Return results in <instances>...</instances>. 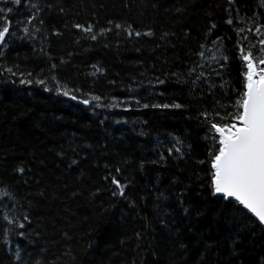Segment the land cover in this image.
Wrapping results in <instances>:
<instances>
[{"label": "trees", "instance_id": "obj_1", "mask_svg": "<svg viewBox=\"0 0 264 264\" xmlns=\"http://www.w3.org/2000/svg\"><path fill=\"white\" fill-rule=\"evenodd\" d=\"M32 2L43 7V23L33 21L32 36L23 39V25L16 26L0 57V185L16 193L15 201L3 203L10 217L29 213L32 234L9 235L11 246L5 245L3 228L10 226L0 213V264H34L37 257L45 264H228L235 259L224 240L222 209L207 196L211 141L200 113H223V106L235 103L245 70L236 43L248 47L225 20L231 15L237 29L254 31L264 24L261 0H236L231 6L227 0ZM27 14L22 5L12 16ZM213 23L217 27L209 33ZM76 24L91 25L92 33ZM209 49L228 57L220 61L222 69L198 55L203 51L207 58ZM193 67L205 72V82L193 84ZM65 90L77 100L60 94ZM93 96L101 98L100 107ZM144 103L183 107L145 109ZM174 137L182 141V159L167 156ZM162 151L166 160L152 163ZM73 159L77 164L71 165ZM20 165L26 168L23 177L15 171ZM116 167L122 169L118 179L128 185L126 198L111 194L109 172L117 175ZM161 193L167 200L158 199ZM158 205L170 206L171 234L161 226ZM178 239L188 245L184 255L177 250ZM250 239L255 244L249 249L260 253L261 240ZM208 244L214 247L206 252Z\"/></svg>", "mask_w": 264, "mask_h": 264}, {"label": "snow or ice", "instance_id": "obj_2", "mask_svg": "<svg viewBox=\"0 0 264 264\" xmlns=\"http://www.w3.org/2000/svg\"><path fill=\"white\" fill-rule=\"evenodd\" d=\"M227 3L231 6L236 3V0H227ZM262 6H264V0H261ZM0 4L4 5L0 7V57L4 55V49L8 46L7 37H11L16 34V26L23 25L19 28V31L24 33L21 39L31 37L32 33L29 31L28 25H32L33 21L43 23L39 17V13L43 11V7L39 3H34L32 0H0ZM9 4L12 7L8 6ZM27 10L28 14L24 17L16 16L13 18L12 14L14 10L18 11L20 7ZM50 7V5H49ZM34 10V11H33ZM63 11V9H61ZM238 14V9H236ZM255 21V17H252ZM230 26H233V31L242 41L247 42L248 50H245V46L237 41L236 47L239 52V57L243 62L244 71L241 72L243 77V88L238 90L237 99L235 103L228 106H223L224 111L221 113L219 110L214 113H209L207 110H203L200 116L203 117V122L208 124L207 139L211 141L210 150L208 152L210 163V170L208 175L210 179L206 183L208 189L207 196L215 198L212 200L213 204L218 205L222 209V216L224 217V240L230 244V257L235 259H229L228 264H264V247L260 253L251 251L248 245L255 244L254 240L250 238H259L264 245V24L258 25L253 28H239L234 26V17L231 15L225 20ZM79 30L86 33H92V26L87 27L76 24L74 25ZM117 28L120 25H116ZM217 25L213 23L209 29L211 33L212 29H215ZM35 31H39L36 28ZM249 33L253 39H249V35H243V33ZM58 34V33H57ZM129 31V35H131ZM137 36L141 33L136 32ZM145 35H152V33H145ZM97 37L95 34L91 35V39L95 40ZM255 40V42H253ZM213 44H217L218 41L213 40ZM205 45H201V48H205ZM252 49H257L259 56L254 55ZM209 52H212L209 49ZM205 63L209 60L220 63L228 61V57L220 53L212 52L210 56L206 58L205 52L198 53ZM224 64L220 63L221 69ZM55 65H53V68ZM95 67V65L93 66ZM199 68L203 69L205 64H199ZM7 72L15 75L11 68L6 69ZM99 71V69H97ZM213 71H216L213 69ZM196 73V68L190 69L189 75ZM217 75H220L219 71H216ZM31 75V73H29ZM207 77L204 71H200L195 74L193 84L197 81L205 82ZM21 83H31L30 81L21 80ZM39 84H43V80L37 81ZM160 84L164 83V80H159ZM223 87V85H220ZM212 85L209 84V88ZM45 90H49L45 88ZM64 96H69L72 100H77L75 95H70L67 90L60 93ZM162 95V93H161ZM137 105L140 104L139 99H135ZM92 100L96 101V107H100L99 96H93ZM79 103L88 105L90 101L88 99H81ZM122 104L130 103V101H122ZM116 105H110L115 107ZM160 109H181L183 107L180 103H156L149 105L144 103L145 109L149 108ZM231 109H234L231 110ZM128 111L127 107L124 109ZM107 119V117H105ZM119 123V121H117ZM103 123V121H101ZM175 143L167 148V156H173V153L179 154L176 158L182 159L184 156L182 141L179 138L174 137ZM75 151V149H73ZM166 160V155L162 151L159 153V161L153 160L152 163H159ZM200 164H204L205 161H199ZM77 164V160L73 159L71 165ZM69 165V166H71ZM105 167H108L105 165ZM143 168V164H141ZM15 171L23 177L26 168L24 165L16 167ZM27 171H31L28 169ZM120 167L115 168L117 175H112L110 183L115 186L111 189L113 196L125 197V189L127 184L121 183L118 179V175L121 173ZM108 179V177H105ZM43 195V193H40ZM184 194L182 193L181 196ZM163 197H158L160 199ZM167 200V197H163ZM8 200H16V193L10 186L0 185V213H2V219L10 227H4V240L5 245L11 246L9 241V235H15L20 239H26L31 236V232H27L28 228L32 226V218L28 212H22V219H18L15 216L10 217L7 214V204L3 203ZM18 202V201H16ZM177 203L181 208L184 216H189L190 209L184 207L185 201L178 197ZM15 205H13L14 207ZM31 207V202H29ZM158 207V219L161 221V226L168 230L171 234L169 222L166 219L171 215L169 211L170 206ZM27 226V227H26ZM34 231V229H33ZM27 233V236H26ZM139 236V233L137 234ZM29 243L31 240L29 239ZM219 243V241H217ZM177 250L181 255L187 250L188 245L184 243L182 239L176 241ZM214 247L212 244L205 246V251H209ZM46 249H41V252H45ZM31 256V253H26ZM259 256V260L256 258ZM14 258L16 261H22L21 251L17 247L15 250ZM203 259V256L201 257ZM34 264H45L42 257H37L34 260Z\"/></svg>", "mask_w": 264, "mask_h": 264}]
</instances>
